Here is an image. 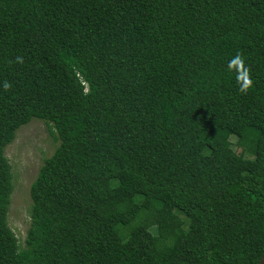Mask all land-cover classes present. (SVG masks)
<instances>
[{
    "label": "trees",
    "instance_id": "1",
    "mask_svg": "<svg viewBox=\"0 0 264 264\" xmlns=\"http://www.w3.org/2000/svg\"><path fill=\"white\" fill-rule=\"evenodd\" d=\"M34 119L59 145L21 243L6 149ZM263 255L264 0H0V264Z\"/></svg>",
    "mask_w": 264,
    "mask_h": 264
},
{
    "label": "rangeland",
    "instance_id": "2",
    "mask_svg": "<svg viewBox=\"0 0 264 264\" xmlns=\"http://www.w3.org/2000/svg\"><path fill=\"white\" fill-rule=\"evenodd\" d=\"M236 141V138H232L237 153L247 156L242 148L235 145ZM58 145L59 141L50 127L44 121L34 119L17 132L15 141L6 149L13 167L15 183L9 223L21 243L25 241L31 222V186L45 159L54 153ZM169 235L170 232L167 233Z\"/></svg>",
    "mask_w": 264,
    "mask_h": 264
},
{
    "label": "clouds",
    "instance_id": "3",
    "mask_svg": "<svg viewBox=\"0 0 264 264\" xmlns=\"http://www.w3.org/2000/svg\"><path fill=\"white\" fill-rule=\"evenodd\" d=\"M17 62L22 63V57H17ZM227 68L229 71H234L236 73V81L239 85V91L242 94H247L253 85V81L251 79L250 68L245 65L243 55L241 53H237L228 62ZM3 88L7 91L11 88V85L5 81Z\"/></svg>",
    "mask_w": 264,
    "mask_h": 264
},
{
    "label": "water",
    "instance_id": "4",
    "mask_svg": "<svg viewBox=\"0 0 264 264\" xmlns=\"http://www.w3.org/2000/svg\"><path fill=\"white\" fill-rule=\"evenodd\" d=\"M260 264H264V255H263V257H262V259L260 261Z\"/></svg>",
    "mask_w": 264,
    "mask_h": 264
}]
</instances>
